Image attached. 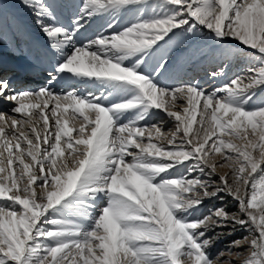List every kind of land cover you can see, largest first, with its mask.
I'll return each instance as SVG.
<instances>
[{
  "label": "snow or ice",
  "instance_id": "6c2138e0",
  "mask_svg": "<svg viewBox=\"0 0 264 264\" xmlns=\"http://www.w3.org/2000/svg\"><path fill=\"white\" fill-rule=\"evenodd\" d=\"M22 3L54 62L37 90L0 69L13 105L0 111V264H264V0ZM204 30L238 42L220 59L240 73L211 91L166 84L176 50ZM225 197L235 210L203 212Z\"/></svg>",
  "mask_w": 264,
  "mask_h": 264
},
{
  "label": "bare ground",
  "instance_id": "6f19581e",
  "mask_svg": "<svg viewBox=\"0 0 264 264\" xmlns=\"http://www.w3.org/2000/svg\"><path fill=\"white\" fill-rule=\"evenodd\" d=\"M12 1L14 3V6H9L8 8L4 6V8L0 10L2 11L1 13L3 16L6 13V11L13 12L14 14V19L10 21L6 19V21L4 20L0 22V26L3 24V28L5 29L4 34L0 35V59H2L3 61L9 60V61L30 62V63L37 62L39 63L37 65L41 67V69H43L44 67L42 68V66H44L43 64H45V60H43V57H45V55H48L49 58H52V62H54L53 60L54 53L49 51V48L47 47V44H46L47 38L41 31L38 24L35 22V16L32 10L25 7L22 3V0H12ZM52 2L56 5H58L59 3H63L61 5H66V4L71 3V0L69 2L68 0H60V1L52 0ZM76 2H78V0H75V3ZM62 8H63L65 15H67L68 9L65 7H62ZM21 10H23V13L21 12ZM28 19L31 21V23H29L30 21ZM0 20H2L1 17H0ZM97 20L98 19H96V21ZM104 22H106V20H104ZM22 28H25L27 32H29L28 33L29 34L28 39H30V41L28 42L29 45H27L26 43H23V45L21 46L15 41V35L23 33ZM23 35L25 34L23 33ZM34 39H37L39 41V45L31 44V42L35 41ZM181 58H182V55L179 56L178 61L181 60ZM48 62L51 63L50 60ZM219 67L220 66L218 67L214 66L211 72L218 70ZM46 69L47 70H44L43 74L48 75V73L50 72L49 66H47ZM192 69L199 71L201 73V76H204L203 75L204 72H201L203 70L206 71V75L211 73L209 72L210 69H206L203 62H201L200 64L198 63V65L193 66ZM16 74L17 73H15L14 75ZM44 77L46 76H43V77L40 76L39 78H37L36 82H33V83L23 82V81L16 82V79H13V82H14L13 86L17 88V90H37L40 87H44L48 84V77H46L47 79H45ZM78 85H81V84H76L75 87L80 88ZM89 85L92 86L91 84ZM52 88L57 93H66L67 91L70 90L66 81H60L57 83H53ZM87 88L88 86L85 85L81 89L84 91ZM12 106L13 105L11 104H7V103L4 104L3 101H0V111H7ZM165 127H167L166 124H165Z\"/></svg>",
  "mask_w": 264,
  "mask_h": 264
},
{
  "label": "rangeland",
  "instance_id": "374dc122",
  "mask_svg": "<svg viewBox=\"0 0 264 264\" xmlns=\"http://www.w3.org/2000/svg\"><path fill=\"white\" fill-rule=\"evenodd\" d=\"M0 3H2L7 8L9 6H14V3H13L12 0H0ZM1 12L2 11H0V17H1L2 20H0V22L4 21V20L6 21V19H3V17H7L8 16L9 18H13V16H14L13 13L10 12V11H9L10 13L8 12L6 16H3ZM21 12L23 13V10H21ZM4 31H5V29L3 28V26L2 27L0 26V33L3 34ZM204 32H205L204 35H200V36H197V37L192 38L190 40L184 41L183 44H187L188 43V48H189L188 53L189 54L187 55V57H188V60H191L188 63H186V66H185L186 68L185 69H188L190 67V65H192V63H191L192 61L195 60V62L196 61L199 62L200 59L203 58V57L211 59L210 62H212L217 67L218 66H224L225 69H226V75L222 79L221 78H212L211 77V79H213L214 82L213 81L209 82L210 80H207V79L204 80L203 82H200V84L202 83L200 85L201 87H203L204 89H206L208 91H211L212 89L221 86L223 82L227 81L228 79H230L234 75L239 74L241 69L244 67V64L238 59L225 60V61H223V64H221V59H220L221 50L225 49V48H230V47L237 46L238 42L229 39L223 45H219L218 41H214V40H212V39H210L208 37V35L206 34L207 30H204ZM16 42H18V41L16 40ZM197 65H198V63H197ZM206 69H209V67H206ZM173 70L174 71L171 73V77H173L172 75H174L175 73L177 74L179 72V69L173 68ZM231 71H232V73H231ZM201 72H204V70L201 71ZM213 83H214V85H212ZM198 84H199V82H198ZM155 122H157V121H153V123H155ZM166 126H167L166 127L167 129L174 128V124L171 121H167L166 122ZM217 158H219V157H217ZM218 171L223 172V171H227V169L226 168L225 169H218ZM221 203H226L229 206V210L230 211H233L236 208L235 202L231 198L225 197L224 201H220V200L206 201L205 205H204V208H203V212L206 213L208 208H209V206H212V205L220 206ZM245 235H247L246 232L238 230V231L235 232L234 235L225 237L223 240H221L213 248L212 251L215 253V252L223 249L226 244H228L231 241H234V240H236L238 238H241V237H243ZM242 258L243 257H241V259Z\"/></svg>",
  "mask_w": 264,
  "mask_h": 264
}]
</instances>
